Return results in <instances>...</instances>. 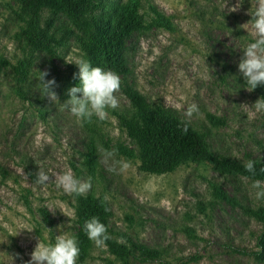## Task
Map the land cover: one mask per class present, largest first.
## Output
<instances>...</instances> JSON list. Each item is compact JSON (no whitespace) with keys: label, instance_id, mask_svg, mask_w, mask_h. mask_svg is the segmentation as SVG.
Returning a JSON list of instances; mask_svg holds the SVG:
<instances>
[{"label":"rangeland","instance_id":"374dc122","mask_svg":"<svg viewBox=\"0 0 264 264\" xmlns=\"http://www.w3.org/2000/svg\"><path fill=\"white\" fill-rule=\"evenodd\" d=\"M129 1L96 0L94 14L114 23L118 8ZM138 2L146 21L155 9L170 20L172 30L132 33L121 51L130 73L118 74V107L107 109L103 120L77 123L60 103L80 83L74 63L86 59L85 53L70 37L50 55L30 46L23 32L35 21L57 39L78 29L62 14L44 11L35 19L22 13L18 0H0V264H28L39 237L50 244L67 233L78 242L82 226L76 195L52 182L68 170L91 180L86 196L107 204L111 240L126 245L129 236L161 252L165 261L130 259L127 264H264L235 252L257 250L262 225L244 210L264 208L254 180L221 174L207 161H189L169 174H146L139 169L135 141L118 120L132 109L124 93L132 88L152 107L171 111L217 157L264 163V113L252 116L241 106L261 98L246 90L238 68L254 39L250 27H241L251 20V0ZM20 62L27 69L23 83L14 70ZM39 71L49 73L46 80L55 79L52 91L59 101L42 97L36 86ZM193 103L199 113L189 120L184 113ZM40 169L50 176L46 186L34 183ZM84 264L124 263L107 244L101 249L92 243Z\"/></svg>","mask_w":264,"mask_h":264},{"label":"trees","instance_id":"16d2710c","mask_svg":"<svg viewBox=\"0 0 264 264\" xmlns=\"http://www.w3.org/2000/svg\"><path fill=\"white\" fill-rule=\"evenodd\" d=\"M95 1L18 0L22 13L31 14L35 19H38L44 11H49L52 15L62 14L79 31L76 33L67 30L65 39H57L54 33L39 29L35 21L31 29L23 32L24 38L30 46L52 55L54 48L61 46L66 39L74 37L85 53L86 59L93 66L125 76L130 73V69L121 51L126 39L132 33H142L153 28L172 30L170 20L155 9H152L154 17L146 21L143 15L139 14L138 0H130L128 4L118 8L116 13L118 19L114 23L110 19L106 20L103 15L94 14V10L98 8ZM14 70L18 82H25L26 63L20 62ZM254 92L264 97V86H258ZM124 93L130 100L132 109L126 114L118 115L119 125L137 145L138 152L135 156L139 161L140 171L150 175H164L174 172L189 161H207L221 174L264 181V163L254 161L255 175H253L245 170L244 164L217 157L205 141L171 111L161 106L152 107L132 88H126ZM20 94L22 95L21 92ZM208 118L213 123L222 124L221 120H217L212 115H208ZM214 191L225 197L219 189L215 188ZM76 199V212L82 226V235L77 242L80 254L76 264H84L93 243L84 232V222L92 217H98L108 230L109 211L107 204L100 199L91 196H76ZM244 210L246 214L260 222L262 227L256 238L257 250L247 252L235 249V252L248 255L257 262H264V208ZM125 241L126 245H119L111 239L106 241L109 249L124 264L130 259L140 263L165 262L158 250L134 243L129 236L125 237ZM54 243L55 240L50 244Z\"/></svg>","mask_w":264,"mask_h":264},{"label":"clouds","instance_id":"9594fccd","mask_svg":"<svg viewBox=\"0 0 264 264\" xmlns=\"http://www.w3.org/2000/svg\"><path fill=\"white\" fill-rule=\"evenodd\" d=\"M251 5L248 13L251 20L241 27L246 31L250 27L254 39L244 48L238 65L239 72L245 81V88L249 92L254 91L258 86H264V0H251ZM74 64L78 67L74 78H78L80 84L69 89L70 99L60 103V108L74 116L77 123L91 122L93 117L103 120L107 115V109L118 107L119 101L116 93L120 89V77L111 70L93 66L83 58L78 59ZM39 72L36 86L42 97L46 96L52 102L59 101L56 93L52 91L56 85L55 79L46 80L49 73ZM78 94H82V96ZM241 106L252 116L264 113V97L259 98L252 105L243 104ZM198 113L199 108L193 103L188 106L184 115L190 120L194 114ZM184 131H187L186 126ZM123 167L126 168L127 165L125 164ZM244 168L247 172L255 175L254 161H246ZM48 182H50V176L40 169L34 183L46 186ZM52 182L58 189H62L69 195L86 196L92 188L90 179H79L71 170L56 174L55 180ZM252 187L257 189V199L264 198V181L255 180ZM108 199V196L104 197L105 201ZM83 228L88 239L97 248H104L106 241L111 239L107 227L98 217L86 220ZM79 254L80 249L76 238L67 233L56 236L54 244H46L39 237L35 249L30 254L31 259L28 264H76Z\"/></svg>","mask_w":264,"mask_h":264}]
</instances>
